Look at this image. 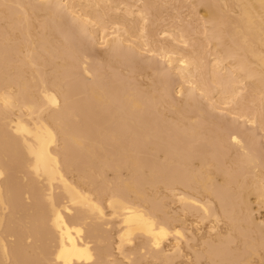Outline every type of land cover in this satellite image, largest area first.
I'll return each mask as SVG.
<instances>
[{"label": "bare ground", "instance_id": "1", "mask_svg": "<svg viewBox=\"0 0 264 264\" xmlns=\"http://www.w3.org/2000/svg\"><path fill=\"white\" fill-rule=\"evenodd\" d=\"M264 0H0V264H264Z\"/></svg>", "mask_w": 264, "mask_h": 264}, {"label": "rangeland", "instance_id": "2", "mask_svg": "<svg viewBox=\"0 0 264 264\" xmlns=\"http://www.w3.org/2000/svg\"><path fill=\"white\" fill-rule=\"evenodd\" d=\"M262 216H264V212H262Z\"/></svg>", "mask_w": 264, "mask_h": 264}]
</instances>
